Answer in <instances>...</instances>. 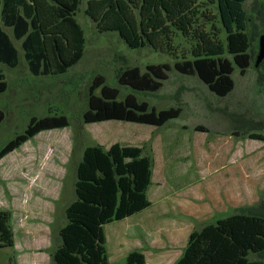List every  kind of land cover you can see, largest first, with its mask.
I'll return each mask as SVG.
<instances>
[{
    "label": "rangeland",
    "instance_id": "1",
    "mask_svg": "<svg viewBox=\"0 0 264 264\" xmlns=\"http://www.w3.org/2000/svg\"><path fill=\"white\" fill-rule=\"evenodd\" d=\"M243 5L250 64L243 73L234 65V87L225 96L212 93L195 74L175 69L181 53L189 56L193 39L174 32L173 46L129 48L117 32H99L85 12L87 0H80L75 15L84 31V54L66 72L32 75L20 41L13 39L18 65L0 63L6 83L0 92V150L24 132L31 118L63 114L68 123L39 131L0 158V210L10 213L14 239L12 246L0 247V264H56L58 232L66 222L67 205L76 197V167L90 145L140 146L154 160L155 179L146 193L150 206L103 226L110 263H125L127 253L138 246L134 233L145 232L149 221L156 222L167 239L156 233L166 244L156 264H175L190 233L205 224L234 213L264 217V206L259 209L264 205V140L255 136L264 137V58L255 64L264 31V0H245ZM201 6L213 16L205 20V30L223 39L215 3L201 0ZM4 29L12 37L11 30ZM162 63L169 65L167 78L154 92L117 83L125 68L137 66L144 72L147 65ZM97 75L116 86L120 98L132 92L156 110L180 107L181 112L161 126L115 119L85 122L89 87ZM197 125L205 130H197ZM249 257L264 261V254Z\"/></svg>",
    "mask_w": 264,
    "mask_h": 264
},
{
    "label": "trees",
    "instance_id": "2",
    "mask_svg": "<svg viewBox=\"0 0 264 264\" xmlns=\"http://www.w3.org/2000/svg\"><path fill=\"white\" fill-rule=\"evenodd\" d=\"M244 1L208 0L215 3L223 39L205 30V20L213 16L202 9L201 0H87L85 12L99 32L115 31L133 49L173 46L174 32L190 37L194 43L189 56L181 53L175 69L195 74L212 93L225 96L234 87V65L243 73L250 64ZM79 4L80 0H0V63L10 68L18 65L15 39L20 41L23 59L32 75L66 72L84 54V31L75 18ZM4 27L11 30L13 38ZM212 27L218 32L215 24ZM167 70V63L147 65L144 72L137 66L125 68L119 72L117 83L131 90L154 92L167 78ZM5 86L0 70V92ZM96 89L99 94L93 93ZM180 112V107L156 110L146 101L139 102L132 92L120 98L119 89L105 84L103 76L97 75L89 87L83 119L161 126ZM2 118L0 108V122ZM67 123L63 114L31 118L24 132L0 150V158L39 131ZM196 129L205 130L200 125ZM255 136L264 140L262 135ZM152 165V158L140 146L113 142L107 149L100 145L85 147L76 167V197L67 205L66 222L58 232L61 242L53 253L56 264H119L107 260L103 226L150 206L146 193ZM13 244L10 213L0 210V247ZM251 253L264 254V217L234 213L192 231L175 264H264L261 259H250ZM124 264H145V256L132 251Z\"/></svg>",
    "mask_w": 264,
    "mask_h": 264
},
{
    "label": "crops",
    "instance_id": "3",
    "mask_svg": "<svg viewBox=\"0 0 264 264\" xmlns=\"http://www.w3.org/2000/svg\"><path fill=\"white\" fill-rule=\"evenodd\" d=\"M153 161V167H152V176H151V181L152 178L155 179L154 176V160L152 158ZM158 180V179H157ZM156 182V187H159L158 185H160V183L158 181ZM150 181V184H151ZM149 184V186H150ZM148 186V188H149ZM148 191V189H147ZM151 204V203H150ZM150 226L144 227L145 228V232H141L140 230L138 232L134 233V238L137 240V248H134L132 250H130L127 255L132 252V251H139L141 253L144 254L145 256V264H156L157 261L160 260V257H162V255L160 256V254L165 250L166 244L164 243L165 241H160L156 239V233L157 234H162L164 236V240L167 241L165 234H163L162 228H157L156 222H148ZM152 223V225H151ZM144 231V230H143ZM126 255V256H127Z\"/></svg>",
    "mask_w": 264,
    "mask_h": 264
},
{
    "label": "water",
    "instance_id": "4",
    "mask_svg": "<svg viewBox=\"0 0 264 264\" xmlns=\"http://www.w3.org/2000/svg\"><path fill=\"white\" fill-rule=\"evenodd\" d=\"M263 58H264V34H261L258 39V53L255 59V64L258 65Z\"/></svg>",
    "mask_w": 264,
    "mask_h": 264
},
{
    "label": "flooded vegetation",
    "instance_id": "5",
    "mask_svg": "<svg viewBox=\"0 0 264 264\" xmlns=\"http://www.w3.org/2000/svg\"><path fill=\"white\" fill-rule=\"evenodd\" d=\"M262 34H264V31H263V33H262ZM255 59H256V58H255ZM262 60H263V59H262ZM262 60H261V61H262Z\"/></svg>",
    "mask_w": 264,
    "mask_h": 264
}]
</instances>
